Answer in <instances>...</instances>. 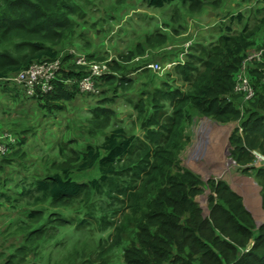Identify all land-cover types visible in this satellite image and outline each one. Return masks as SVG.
<instances>
[{
	"label": "trees",
	"instance_id": "1",
	"mask_svg": "<svg viewBox=\"0 0 264 264\" xmlns=\"http://www.w3.org/2000/svg\"><path fill=\"white\" fill-rule=\"evenodd\" d=\"M89 2L91 0H0V83L5 85L1 86L2 89L9 85L5 79L32 62L55 59L58 55L56 45L66 42L73 45L75 35L83 36L77 28L84 29L87 23L95 27L107 19H116L115 14L125 4L124 0H109L104 8L105 14L100 11V6H96L100 16L91 23L86 19ZM140 3L148 9L168 11L170 18L164 19V29L159 24H155L151 33L146 29L134 49L120 53L110 61L112 73L101 79V85L108 88L106 92L101 90L103 97L98 98L99 94L85 96L93 104L86 108L91 115L83 128L88 137H101L100 144L91 140L81 144L76 140L83 138L65 136L52 141L53 153L41 155L39 165H36L34 160L26 157L23 147L31 127H15L20 133L18 131L14 142L7 143V152L0 155V170L14 162L25 169L35 170L23 173L29 176L26 182L17 185L12 195L4 192L5 185H0V195L8 203L6 208L17 214L10 211L4 216L6 220L0 221V235L3 241L11 235L23 236L17 245L2 243L7 252H0V264H30L27 261L30 255L34 256L33 264L40 255L49 259L45 254L46 244L60 229L72 225L73 220L76 223L69 230L74 233L85 226H95L101 233L113 227L115 244L123 241V264H264V223L256 227L253 216L241 203V197L223 182L213 184L214 191L221 196V203H213L218 214L216 224H225L220 228L227 237L213 236L212 233L207 236L203 231L209 225L201 219L199 209L192 201L195 186L199 183L198 176L186 168L176 173L171 168V163L177 162V149L183 147L184 132L193 117L205 116L223 121L226 114H233L235 117L229 118H237L238 108L232 107L235 101L228 96L235 93L234 74L247 58V50L259 48L254 45V40L257 35L264 34V13L251 7H247L245 12L236 11L230 18L238 24L242 23L244 13H249L248 16L253 14L256 19L252 27L248 17L236 31L225 24L224 29L215 32V42L206 46L202 41H193L184 62L173 68L174 76L185 85V90L173 87L167 80L171 72H167L166 77L158 78L162 87L155 85L157 77L152 76L151 83L154 82L152 86L149 84L148 90L142 89L139 94L137 90L138 100L132 101L128 97L142 131L138 136L127 134L122 127L112 126L118 123L116 113L103 103L115 96H123L131 89L133 81L126 80L125 75L143 66L141 61L130 63L133 57L144 55L146 49L161 50L169 36L172 39L183 29L181 24L185 18H179L178 14L199 12L206 0H140ZM209 3L213 7L219 5L217 0ZM244 3L240 0L238 4ZM181 8H184L183 13H180ZM216 25L213 23L209 31L217 30ZM167 27L172 28V34L163 33L169 30ZM91 56L86 57L92 60ZM62 63L65 66L61 67L59 80L52 92L40 98L27 99L36 102L46 115L53 117L67 111L68 102L82 96L78 91V80L87 73L83 67L75 68L70 64L68 55L63 57ZM147 84L145 82L142 87ZM252 87L253 97L264 110V83L258 79ZM11 88L19 90L16 86ZM111 88L115 92L113 95ZM239 122L245 132V140L251 146L259 143L264 152V113L248 111ZM85 131L77 129V134ZM237 132L239 128L236 127L229 141L234 145L232 156L240 160L238 151L244 150V139ZM73 145L82 147L75 149ZM20 166H12L5 171L6 179L14 171L20 172ZM94 168L96 177L86 181L74 178V169L82 172ZM256 173L262 181L264 208V165ZM142 182L152 183L145 205L140 203ZM223 192L226 195L222 196ZM25 198H31L33 203L29 206L35 208L21 210V199ZM210 201L214 202L213 197ZM62 209L69 210L71 219L64 215ZM118 214L130 219L126 236L122 234L121 223L115 219ZM2 215L0 211V218ZM4 221L6 224L2 226Z\"/></svg>",
	"mask_w": 264,
	"mask_h": 264
},
{
	"label": "rangeland",
	"instance_id": "2",
	"mask_svg": "<svg viewBox=\"0 0 264 264\" xmlns=\"http://www.w3.org/2000/svg\"><path fill=\"white\" fill-rule=\"evenodd\" d=\"M211 1L214 0H206V3L199 12L191 13L187 11L184 14H178L179 18L181 16L185 18V21H183L184 24H181L183 28L181 33L174 35L172 39H169V36V43L167 42V45L164 44L162 50L159 48H155L156 50L146 49L144 55L136 54L135 58L133 57L132 63L135 64L137 60L142 61L143 56L147 62H154L155 64L158 63L164 66L166 61L177 59L178 50H180L182 45L191 38L202 41L204 43L203 46H206L211 42H215V32H218L219 29H224L225 24L229 25L233 31H236L239 30L241 24L244 20L246 21L248 17H250L248 23L252 27L256 19L253 14L248 16L249 13H244L242 23L238 24L235 19L232 20V18H230V15L234 12H239V10L245 12L247 7H251V9H261L264 13V2H257L256 0H244L245 3L243 5L238 4L240 0H217L219 2L217 7L211 6L209 3ZM124 2L125 4L123 3L120 6L121 9H119L118 14H115L116 19H107L105 23H100L95 27H91L90 23L84 24V29H81V27L77 28L78 31L82 32L83 36L77 37L78 35H75L72 39L74 42L73 45L70 46L69 42L56 45L55 49L58 51L61 62L63 57L68 55L70 64H74L76 66L75 68H79L75 63V57L79 54L83 56L89 54L93 55L91 56L92 60H90L93 62L109 61L110 58H117L120 53H127L128 49H134V45L141 40L140 38L143 36L146 29L151 33V29L155 24L161 25L164 29V24H162L164 19L170 18L167 10L166 13L148 9L145 5L140 3V0H124ZM89 4L90 6H87V8H90V10L88 12V18L86 19L92 23L96 22L100 16L97 7L100 6V11L105 14L104 8L109 4V0H91ZM169 10L173 12L171 9ZM183 11L184 8H181L180 13H183ZM215 22L217 24V30L214 29L209 31V27ZM167 29L169 30L165 29L166 31L163 33L169 32V34H172V28L167 27ZM263 35H257L254 40V45H258L259 48H262V43L260 42ZM171 43L175 46L170 47ZM253 50V47L250 48L247 50V54L252 55L257 53V51L254 52ZM136 56L141 57L137 59ZM66 63L68 64V62ZM61 65L63 66L64 63ZM170 72L171 75L167 80L173 87L178 86L185 90V85L179 78L174 76L173 70ZM152 76L157 77L155 82L153 81L155 85L162 87L158 78L166 77V73L162 72L158 74L153 69H146L139 72L137 81L132 84L131 89L126 91V94L130 96L133 95L135 91L137 92V90L138 94L142 89L143 91L148 90ZM258 79L260 82L264 83V53L260 54L257 59L251 61L243 60L234 74V92L238 86L240 87L242 85V80H245L251 89L250 95L246 91L240 90L234 94L232 92L228 96L231 98V101H235L232 103V107L238 108L239 113L236 116L237 118H229L235 117L233 114H226L222 118L223 121H216L205 116L193 117L191 124L184 132V140H182L183 147L181 150L177 149V162L171 163L172 172L176 173L186 168L199 178V183L195 186V193L192 195V201L199 209L201 219L207 221L209 225V227H206L203 231L207 236L212 233L213 236L227 237V234L220 228L225 226V224H221L220 226L216 224L218 214L215 213L213 209V203H221L220 194H216L213 189V184L217 182L227 184L232 192L241 197V203L253 216L256 227L264 222L262 181L256 173L257 169L264 165V152L259 147V143L255 146H251L249 141L245 140V132L240 128L239 122V120L244 119L248 111L264 113L263 108L260 107L257 100L254 98V91L252 89V83ZM145 82L148 83L147 86H145L146 88L142 87ZM153 82L150 86L153 85ZM1 86L3 87L5 85L0 83V140L9 138L10 143L14 142L18 136V131L20 133V130L16 128L20 125H29L31 131L28 132V137L23 147L27 155L26 157L30 158V161L34 160L36 165H39L37 163L40 162L41 155L45 156L53 153L51 142H56L59 139H63L65 136L83 138L76 140L81 144H86L89 142L88 140H91L94 144H100L102 141L101 137H88L83 128L86 126L87 119L91 115V111H87L83 107L85 104L83 102L90 101L89 98H85L84 96L75 98L72 102H68L67 111L60 114L58 117H53L46 115V111L40 109V106L36 102L28 101L23 96L21 89L18 90V93L21 95V98H19V96L9 95L15 93L10 84L7 87L10 90L7 91V88H4V90ZM102 88L104 92L108 90L105 85H101L100 91ZM113 93H115L114 90H112V95ZM98 96V98H101L104 95H102L101 92ZM136 98L138 100V97H135L134 99L132 98V101H136ZM130 101L131 100L124 95H118L112 98L111 101L104 102L103 104L116 113V121L118 123L112 126L122 127L127 134L141 136L142 131L138 124L137 113ZM94 103H96V100H94ZM236 127L239 128V132H237L238 135L240 134V137L244 139L242 143L244 150L238 151L241 155L240 160L232 156V152L234 153V145H231L229 141V137L235 131ZM109 128L107 130H109ZM77 129H83L85 132L79 133L78 135ZM32 132L34 133L32 134ZM5 135H7L6 138H4ZM47 145L49 146L47 147ZM78 147L81 148L82 146L73 145L75 149H78ZM12 166L19 167L20 165L14 162L8 166H4V168L0 170V185H2V187L5 185L4 192L10 193L11 195L14 194L18 184L23 183V181L26 182L29 174L23 175V173L35 170V168L25 169L20 166L21 168H19V170H21L20 172L22 175H20V172L14 171L13 174H9L11 176L7 178L8 180L13 179L17 182L16 183L14 181H7V175L4 173L5 171H9ZM73 173L74 178L79 181H86L88 178L96 177L97 175L96 168L90 171L84 170L82 172H77L74 169ZM151 188L152 183L142 182L140 184V203L142 205H145L144 203L149 199L150 194L148 193ZM147 194L148 196L146 197ZM221 195H226V193L223 192ZM2 197L3 196L0 195V203L4 205H1L0 211L3 215L0 221L2 219L6 220L4 216L11 211V209L2 208L8 206V203H5L6 200L4 198L2 199ZM211 197H213L214 202L210 201ZM32 203L33 200L31 198L21 199V204L23 206L19 207L21 210L27 209L28 211L35 208L32 207V205L29 206V204ZM61 211H65L64 215H67L68 219H71V216L68 215L69 210L62 209ZM11 213L14 212L11 211ZM14 214L17 215L16 213ZM20 217L21 215L19 214V219ZM115 219H117L118 223H121V227H123L122 234L126 236L127 225L130 223V219L128 216L124 218L120 214H118ZM219 219L223 221L222 217H219ZM75 223L76 221L73 220L71 223L72 225L60 229V231L51 238V242L47 243L44 248L46 250L45 254L49 259H47V257L43 259L40 255L39 259H36V264H47L48 262L49 264H123V254L121 252L123 241L116 242L118 244H115V232L113 227L101 233L95 226H85L74 233L71 229L69 230V228H72ZM5 224L4 221L2 226ZM22 237L21 234L11 235L6 242L9 246L17 245L22 241ZM0 243V252L5 254L7 250L5 251V245H2L3 238H1V236ZM42 247H44V245H42ZM9 251L11 252L12 249ZM49 252L52 254L51 257ZM33 258L34 256L30 255L27 261L33 264ZM1 260L2 258L0 261Z\"/></svg>",
	"mask_w": 264,
	"mask_h": 264
},
{
	"label": "built area",
	"instance_id": "3",
	"mask_svg": "<svg viewBox=\"0 0 264 264\" xmlns=\"http://www.w3.org/2000/svg\"><path fill=\"white\" fill-rule=\"evenodd\" d=\"M190 43H186L185 53L187 52V47ZM263 48L254 49L257 53L249 54L244 61H251L257 59L264 50V38L262 40ZM252 51V52H253ZM74 52V51H73ZM81 53V52H80ZM183 54L180 55V61H183ZM109 61L102 62H93L87 59L86 56L81 54L76 55L75 63L79 67H83L87 73L84 74L78 80V91L82 96H94L100 93V82L103 77L111 73ZM178 62H169L164 67L155 63H150L147 65L148 68L153 69L154 71H163L165 68H171ZM62 62L57 56L53 60L45 59L41 61H34L29 64L27 67L20 69L15 74L11 75L9 78L5 79V82L11 86H16L21 89L23 96L26 99L40 98L45 94H49L54 89V84L59 80L58 74L62 67ZM67 82V81H65ZM246 91L249 95L251 94V89L245 82L242 80V85L235 89L237 91ZM239 93V92H238ZM5 135L4 138H6ZM6 140V141H5ZM8 139L0 140V155H3L7 152L8 149Z\"/></svg>",
	"mask_w": 264,
	"mask_h": 264
},
{
	"label": "clouds",
	"instance_id": "4",
	"mask_svg": "<svg viewBox=\"0 0 264 264\" xmlns=\"http://www.w3.org/2000/svg\"><path fill=\"white\" fill-rule=\"evenodd\" d=\"M264 38V37H263ZM193 41H195L193 38H191V39H189L188 41H186L183 45H182V47H181V49L180 50H178V57H177V59H170L168 62L166 61V63L164 64V66L167 64V63H169V62H178V63H176L174 66H172L171 68H165L163 71H156L158 74H160V73H167V72H170L171 70H173V68L176 66V65H178V64H182L183 62H184V60L186 59V57H187V55L189 54V51H190V47L192 46V44H193ZM186 43H190L189 45H188V47L186 48L187 49V52L185 53L184 51H185V44ZM262 48H263V44H262ZM254 49H261V48H254ZM263 52H264V50H263ZM184 53V55L182 56L183 57V61H180V55L181 54H183ZM263 54V53H262ZM137 57V59H139L141 56H136ZM134 58H135V56H134ZM133 58V59H134ZM142 65L143 66H141V68L140 69H138V70H136V71H133V72H130V73H128V74H126L125 75V79L126 80H131V81H133V83H135V81H134V75H136V72L137 73H139L141 70H144V69H151V68H148L147 67V65L148 64H150L151 62H147V60L145 59V57H143L142 56ZM112 60V59H111ZM138 61V60H137ZM152 63H154V62H152ZM158 64V63H157ZM159 65V64H158ZM161 66V65H160ZM163 66V67H164ZM111 70V69H110ZM111 73H112V71H111ZM109 75V74H108ZM107 76V75H106ZM101 84H102V80H101V82H100V86L99 87H101ZM103 89V88H102ZM101 89V90H102ZM103 91V90H102ZM101 91V92H102ZM237 93V92H236ZM125 96V95H124ZM126 97V96H125ZM262 223H264V222H262Z\"/></svg>",
	"mask_w": 264,
	"mask_h": 264
},
{
	"label": "crops",
	"instance_id": "5",
	"mask_svg": "<svg viewBox=\"0 0 264 264\" xmlns=\"http://www.w3.org/2000/svg\"><path fill=\"white\" fill-rule=\"evenodd\" d=\"M209 29H210V27H209ZM175 45L174 44H172L171 43V45H170V47H174ZM164 48V47H163ZM163 48H161V50L163 49ZM133 62V60L130 62V63H132ZM137 62H139V61H137ZM138 72V71H137ZM136 72V75H134L135 77L133 78L134 79V81L136 82L137 81V76H138V74L139 73H137ZM139 88V87H138ZM7 90H10V89H6V91ZM14 94H9L10 96H19V98H21V95L18 93V91H15L14 90ZM8 94V93H7ZM125 96L128 98V97H130V98H135V97H137V92L135 91V93L133 94V95H127L126 93H125ZM132 100V99H131ZM16 102H17V100H16ZM18 103V102H17ZM83 103H85L84 105H83V107L86 109L87 107H89V106H92V104H93V102L92 103H90V101H84ZM4 206V205H3ZM2 208H6V207H2ZM0 230H1V228H0ZM1 236V235H0ZM1 238H3V236H1ZM3 243H5V245H6V241H3ZM1 244V243H0Z\"/></svg>",
	"mask_w": 264,
	"mask_h": 264
}]
</instances>
